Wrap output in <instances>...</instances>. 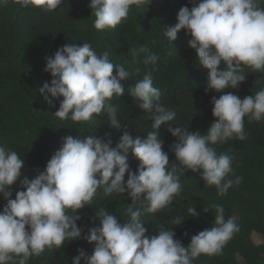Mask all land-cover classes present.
I'll list each match as a JSON object with an SVG mask.
<instances>
[{
	"label": "clouds",
	"instance_id": "clouds-1",
	"mask_svg": "<svg viewBox=\"0 0 264 264\" xmlns=\"http://www.w3.org/2000/svg\"><path fill=\"white\" fill-rule=\"evenodd\" d=\"M16 2L22 7L31 5L52 11L63 0ZM188 2L192 7L182 6L177 13L178 22L165 27L164 35L171 42L181 29L186 36L190 35L187 45L195 50L199 64L208 70V89L223 93L226 88H238L246 79L240 71L241 65L264 71V8L259 0ZM142 3L143 0H90L94 27L114 28L128 16L130 8ZM44 59L43 70L52 78L39 91L53 99L63 97L54 112L56 117L86 122L93 114L107 112L110 127L121 130L117 108L110 101L125 91L122 81L129 77V72L123 65L112 63L107 51L97 54L87 42L67 43ZM157 59L152 54L144 63L154 64ZM130 95L140 101L139 107L152 121V130L146 136L134 138L123 131L114 147L110 146V139L95 135L82 139L65 136L44 169H37L31 179L22 175L24 160L17 152L0 145V196L6 201L0 209V264L12 261L13 256L22 257L19 264H26L31 255H40L45 248L53 246L60 248L65 241L76 239L94 242V248L91 254L78 249L71 264H80L81 258L84 264H192L200 254H222L239 226L234 218L225 219L221 205H215L213 226L192 235L187 246L175 238L173 230L163 226L158 234L145 235L147 229L140 218L172 203L182 188L178 173L187 170H201V179L215 185L218 196L227 193L233 184L231 179H226L233 171V158L228 154L217 155L211 145L234 137L246 139L244 117L264 119V89L243 99L233 92L218 98L213 96L212 115L216 119L206 134L169 124L166 130L176 137L169 150L178 161L170 169L159 130L174 119L175 112L158 103L160 92L153 86L150 73L131 87ZM45 99L52 105L53 99L48 96ZM129 151L139 161L135 171L128 163ZM17 181L23 190H17L11 198V186ZM101 185H105L106 195L115 192L131 197L128 220L119 222L116 216L101 210L95 215L99 225L90 227L82 236L83 228L76 223L81 217L76 212L91 202ZM137 201L142 203V208L133 207ZM188 213L191 217L198 215L195 205L188 208ZM181 221L177 219L175 225Z\"/></svg>",
	"mask_w": 264,
	"mask_h": 264
},
{
	"label": "trees",
	"instance_id": "trees-1",
	"mask_svg": "<svg viewBox=\"0 0 264 264\" xmlns=\"http://www.w3.org/2000/svg\"><path fill=\"white\" fill-rule=\"evenodd\" d=\"M86 1L63 0L52 11L31 5L22 7L16 0H7L0 5V145L17 152L24 160L21 172L29 179L34 178L37 169H44L65 136L82 139L95 135L110 139L113 147L123 131L134 138L146 136L152 130V121L139 107L140 101L130 95V90L149 73L153 86L160 92L158 103L176 114L159 130L163 150L169 155V169L174 163L178 164L169 150L176 142V137L166 130L169 124L206 134L216 119L212 115L213 96L218 98L223 93L233 92L243 99L264 89V71H255L245 65H241L240 71L246 79L238 88H226L223 93L207 88L208 70L199 64L195 50L187 45L190 35L186 36L185 30L181 29L172 42L164 35L165 27L178 22L179 9L185 5L192 7L188 0H152L146 11L130 8L128 16L116 27L103 30L94 27L95 17L89 15ZM259 4L264 8V0H259ZM85 42L90 43L97 54L107 51L112 63L123 65L129 72V77L122 81L124 93L119 97L114 95L110 101L117 108L121 130L110 127L107 112L98 116L93 114L86 122H74L70 117L60 120L54 112L63 97L53 99L50 94L39 91L43 83L52 78L43 70L44 58L52 56L58 47L67 43ZM152 54L158 57L157 61L144 63ZM45 96L53 99L52 105L47 103ZM244 131V140L234 137L211 145L217 155L228 154L233 158V171L226 177L233 184L227 193L218 196L216 186L201 179V170L178 173L182 188L172 203L140 218L147 229L145 235L158 234L163 226L173 230L175 238L187 246L192 235L213 226L215 205H221L225 219L234 218L239 231L225 244L222 254H200L192 264H237V257L245 264H264V244L254 243L251 239L254 232L264 235V119L256 121L246 115ZM128 163L133 171L139 164L131 151ZM237 178H240L238 183ZM104 187H98L91 202L76 212L81 217L76 223L83 228L82 236L90 227L99 225L95 215L101 210L116 216L119 222L128 220L131 197L115 192L106 195ZM11 189V198L17 190H23L19 181ZM5 203L0 196V209ZM193 205L198 213L196 217L188 213V208ZM133 207L142 208L143 205L137 201ZM177 219L182 221L175 225ZM93 248L94 242L88 243L84 239L65 241L60 248L53 246L45 248L40 255H31L26 264H71L78 249L91 254ZM21 258L13 256L7 264H19ZM80 264H84L83 258Z\"/></svg>",
	"mask_w": 264,
	"mask_h": 264
},
{
	"label": "rangeland",
	"instance_id": "rangeland-1",
	"mask_svg": "<svg viewBox=\"0 0 264 264\" xmlns=\"http://www.w3.org/2000/svg\"><path fill=\"white\" fill-rule=\"evenodd\" d=\"M151 1L152 0H143V3L139 7L133 6L132 8H137L140 11H146L148 9V6H149ZM89 2H90V0L86 1L87 7H88V13H89V15L94 16V14L91 13L92 10L89 7ZM2 4L3 3H0V5H2ZM251 239L254 243L264 244V235L259 234L257 232L252 233ZM237 264H245V263L243 262V260L240 257H237Z\"/></svg>",
	"mask_w": 264,
	"mask_h": 264
}]
</instances>
